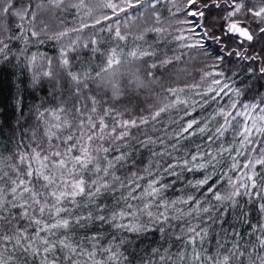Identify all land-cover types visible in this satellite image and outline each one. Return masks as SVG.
Wrapping results in <instances>:
<instances>
[{
  "label": "snow or ice",
  "instance_id": "1",
  "mask_svg": "<svg viewBox=\"0 0 264 264\" xmlns=\"http://www.w3.org/2000/svg\"><path fill=\"white\" fill-rule=\"evenodd\" d=\"M21 62L0 264H264V0H0Z\"/></svg>",
  "mask_w": 264,
  "mask_h": 264
},
{
  "label": "trees",
  "instance_id": "2",
  "mask_svg": "<svg viewBox=\"0 0 264 264\" xmlns=\"http://www.w3.org/2000/svg\"><path fill=\"white\" fill-rule=\"evenodd\" d=\"M209 45V51L216 47L215 43H212L211 41L206 44V46ZM32 50L35 51L36 49ZM40 51L46 52L48 55H54L51 45L45 46L44 48L40 49ZM193 55H195V53H193ZM231 59L233 61L236 60V58ZM245 65L246 62H239L228 65V67L233 68L234 72L238 73L235 79L237 84L241 87H243V84H240V81H244V83L249 82V74L246 71ZM193 67L195 69H199L201 67V64L198 61H194ZM193 75H195V73H193ZM195 79L198 80L199 77H196ZM29 80L30 73L23 68L22 62L17 67H13L11 65H0V124L3 125L2 128H0V141L8 144L9 147H11V144L9 143L8 138L11 135V127L17 115L14 112L12 106L13 96L17 91V87L19 86L22 89V95L24 97L26 106L32 103H38L39 98L44 95L40 88L32 89L29 86ZM187 82L193 83L195 81L188 80ZM261 83H264V81H261ZM257 88L260 93L264 94V88H260L259 84L257 85ZM214 107L215 105L209 107L204 114L207 115L208 113H211ZM25 114H27V107H25Z\"/></svg>",
  "mask_w": 264,
  "mask_h": 264
}]
</instances>
